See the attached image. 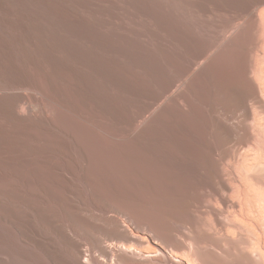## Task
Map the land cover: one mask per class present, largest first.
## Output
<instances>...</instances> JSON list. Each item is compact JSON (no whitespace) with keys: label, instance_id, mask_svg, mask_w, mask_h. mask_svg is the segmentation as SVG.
Segmentation results:
<instances>
[{"label":"rangeland","instance_id":"obj_1","mask_svg":"<svg viewBox=\"0 0 264 264\" xmlns=\"http://www.w3.org/2000/svg\"><path fill=\"white\" fill-rule=\"evenodd\" d=\"M2 1L0 168L31 149L68 155L64 166L87 154L117 206L158 229L188 227L193 237L214 236L212 218L197 208L199 182L211 192L219 175L236 176L264 200V4ZM138 124L166 156L103 138ZM64 134L80 136L79 151ZM84 191L74 190L90 201ZM263 252L199 251L205 264H264Z\"/></svg>","mask_w":264,"mask_h":264},{"label":"bare ground","instance_id":"obj_2","mask_svg":"<svg viewBox=\"0 0 264 264\" xmlns=\"http://www.w3.org/2000/svg\"><path fill=\"white\" fill-rule=\"evenodd\" d=\"M259 4L264 0H255L252 8ZM2 9L0 0V52ZM250 13L254 17L253 10ZM252 90L256 94L254 86ZM141 127L138 124L137 129L103 138L126 141L134 149L148 145L156 148L152 156H166L167 150L154 145L156 137L150 140L140 134ZM260 129L264 132V126ZM64 137L79 147V135ZM67 156L31 149L20 152L13 165L0 168L7 190L6 197H0V264H205L201 250L219 258L237 246L251 259L264 251V200L236 176L225 179L219 175V189L211 192L210 183H198L205 198L199 199L197 208L212 218L214 236L193 237L188 227L158 229L117 206L97 163L83 154L80 160L69 157V165L64 166ZM75 189L90 192V201ZM230 235L238 240H228Z\"/></svg>","mask_w":264,"mask_h":264}]
</instances>
